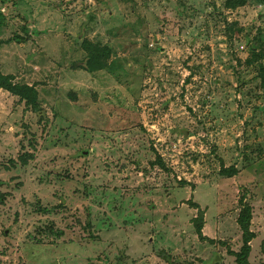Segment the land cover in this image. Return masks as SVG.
Segmentation results:
<instances>
[{
    "label": "rangeland",
    "instance_id": "374dc122",
    "mask_svg": "<svg viewBox=\"0 0 264 264\" xmlns=\"http://www.w3.org/2000/svg\"><path fill=\"white\" fill-rule=\"evenodd\" d=\"M0 70V264H264V0H0Z\"/></svg>",
    "mask_w": 264,
    "mask_h": 264
},
{
    "label": "trees",
    "instance_id": "16d2710c",
    "mask_svg": "<svg viewBox=\"0 0 264 264\" xmlns=\"http://www.w3.org/2000/svg\"><path fill=\"white\" fill-rule=\"evenodd\" d=\"M86 52L89 56H92L94 61L98 62L101 58H103L104 50L99 48L98 46H92L88 42H86V45L84 47ZM106 52V51H105ZM103 53V54H102ZM87 66V63H86ZM15 78L11 75H4L2 74L0 70V89L5 90L12 95L19 97L21 101H26L34 106L37 107V94L33 87H30L28 85H20L16 84ZM35 107V108H36ZM39 115L41 116V112H39ZM162 166L164 167V164L160 162ZM229 177L233 176L231 173L226 172ZM201 213V212H200ZM201 215H203L201 213ZM250 222H251V210L249 207H245L241 213L238 220V225L240 226L242 232H243V242L244 245L241 249V251L237 254H235L237 258V264H249L248 263V257L251 251L250 248V242L254 239V234L250 231ZM201 224V225H199ZM197 230L199 237L204 240V236L202 235V219L198 220Z\"/></svg>",
    "mask_w": 264,
    "mask_h": 264
},
{
    "label": "crops",
    "instance_id": "0c3cea01",
    "mask_svg": "<svg viewBox=\"0 0 264 264\" xmlns=\"http://www.w3.org/2000/svg\"><path fill=\"white\" fill-rule=\"evenodd\" d=\"M12 76V75H11Z\"/></svg>",
    "mask_w": 264,
    "mask_h": 264
}]
</instances>
